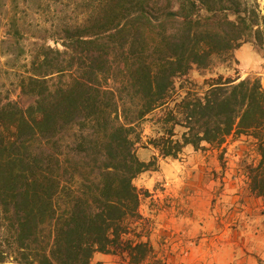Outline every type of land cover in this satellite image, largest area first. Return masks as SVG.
Listing matches in <instances>:
<instances>
[{
  "label": "trees",
  "instance_id": "trees-1",
  "mask_svg": "<svg viewBox=\"0 0 264 264\" xmlns=\"http://www.w3.org/2000/svg\"><path fill=\"white\" fill-rule=\"evenodd\" d=\"M22 1L7 21L16 44ZM83 1L80 18L59 29L62 48L40 44L21 63L19 93L31 101L0 99V264H100L97 252L141 264L147 243L122 237L138 216L134 179L187 145L234 134L255 139L245 172L264 203V84L221 74L183 83L247 39L263 43L264 15L245 0ZM147 117L145 161L136 144ZM70 127L76 156L59 144Z\"/></svg>",
  "mask_w": 264,
  "mask_h": 264
},
{
  "label": "rangeland",
  "instance_id": "rangeland-1",
  "mask_svg": "<svg viewBox=\"0 0 264 264\" xmlns=\"http://www.w3.org/2000/svg\"><path fill=\"white\" fill-rule=\"evenodd\" d=\"M3 1L7 11L5 15H0V99H10L24 105L31 99L19 93L17 80L18 73L22 72L21 63L27 61L40 44L58 46L61 49L59 43L55 42V38L59 37L60 27L77 21L86 6L83 0H42L40 7L37 1L23 0L18 9L22 38L16 44L7 33V21L10 14L16 11L18 0ZM245 2L255 8L260 16L264 15V0ZM18 45L24 49V54L15 62L13 54L17 52ZM218 74L239 79L259 78L264 84V42H256L251 37L233 51L232 58L226 61L216 60L207 69L193 66L183 83L186 87L190 86L189 81L201 86L205 80ZM148 118L150 117L141 122L143 136L136 144V153L141 160L147 159L151 151L154 152L150 147L141 146L151 134ZM75 129L76 127L66 128L59 137L61 149L70 156H76L71 150L77 138L74 135ZM176 131L179 132L180 129L177 128ZM202 146L198 149L212 151L214 165H210V170L205 171L201 184L207 191L198 200L203 202L201 206L190 210L192 222L177 220L168 234L165 231L158 240L150 236L154 226L152 218L146 216L143 219L138 212V216L128 220L127 233L122 237L147 243L146 256L141 264H245L241 260L249 255L251 242L253 245L257 243L258 246H264V203L250 191L245 172V166L257 159L255 139L245 134H234L228 136L221 145L202 143ZM133 182L137 187V180ZM160 184L157 181L150 189L137 187L140 193L139 203L145 202L146 197L165 190ZM168 200L170 197H162V202ZM197 210L200 215L196 213ZM140 220L141 224L136 225ZM248 220H255L254 224L260 230V238L251 242L245 239L249 237L251 240L246 226ZM92 262L127 264V257L126 253L97 252L93 255ZM257 264H264V259L258 258Z\"/></svg>",
  "mask_w": 264,
  "mask_h": 264
},
{
  "label": "crops",
  "instance_id": "crops-1",
  "mask_svg": "<svg viewBox=\"0 0 264 264\" xmlns=\"http://www.w3.org/2000/svg\"><path fill=\"white\" fill-rule=\"evenodd\" d=\"M152 154L154 152L151 151L145 161ZM210 165H214L212 151L194 149L187 145L177 158L159 159L157 170L143 172L134 179L137 180V187L150 189L149 187L157 181L165 187V190L161 193L150 195L145 198V202L139 203L138 212L140 216L143 219L147 216L154 220L151 237L159 240L165 234V231L168 234L169 229L173 227V223L177 220L187 223L192 222L190 210L194 209L195 206L199 208L203 203L198 202V200L204 197V192L207 190L202 187L201 183L205 171L210 170ZM162 197H165V199L170 197V200L162 202ZM196 213L200 215L198 210ZM142 218L141 220H143ZM141 220L136 225H140ZM254 221L248 220V223H246L251 237V240H249V237L245 238L247 242L260 238V230L257 229V224H254ZM250 244V253L241 260V263L257 264L258 258L264 259V246H258L257 243L253 245L252 242Z\"/></svg>",
  "mask_w": 264,
  "mask_h": 264
}]
</instances>
